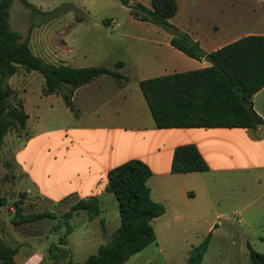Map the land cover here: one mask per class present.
Instances as JSON below:
<instances>
[{"label":"rangeland","instance_id":"374dc122","mask_svg":"<svg viewBox=\"0 0 264 264\" xmlns=\"http://www.w3.org/2000/svg\"><path fill=\"white\" fill-rule=\"evenodd\" d=\"M27 1L34 10L14 0L9 9V26L28 40L34 55L48 64L74 68L105 66L111 70H125L130 77H134L132 70H188L190 67L188 57L169 47L170 35L166 31L135 20L118 0ZM176 1L178 11L170 23L182 31L190 29L207 51L230 43L229 40L242 35L241 30L251 26L239 24L238 30H231L233 19L221 16L220 9L233 0ZM136 3L150 7V0H130V5ZM117 62L123 63L119 69L114 67ZM7 84L14 90L10 103L16 105L21 101L28 115L25 131L10 129L0 144V199H10V208L19 199L10 189L28 186V179L21 180L18 175L20 169L32 165L34 172L39 173L44 168L45 181H53L59 168L72 164L78 153L70 142L69 130L65 132L72 126L73 115L61 96L42 95L44 80L38 73L18 66ZM97 84H104V89H108L106 83L98 81L94 86ZM30 137L36 139L31 141ZM29 141L23 151V144ZM14 163L19 165L18 170ZM245 180L246 183H242ZM191 186L196 199L185 204L179 196L178 184L170 183L169 194L160 185L149 183L151 199L164 207V214L151 222L156 240L122 264H185L189 251L208 234L209 243L201 264H247L250 249L264 253V200L257 198L264 191V184H255L251 177L221 179L204 175L193 178ZM24 200L29 201L25 204V212L39 213L48 209L39 208L33 199ZM70 203L66 200L53 217H46L36 225L40 232L47 229L44 223L55 225L56 232L42 233L49 237L47 244H58L63 236L64 216ZM103 207V220L100 215L93 219L85 213L79 219L78 214L74 215L70 221L73 230L63 240L65 244L59 245L63 250L56 258L47 260L48 264L84 262L109 242L119 226V213L111 198ZM9 208L5 211L11 215ZM51 218L56 221L49 220ZM45 243L43 239L36 244Z\"/></svg>","mask_w":264,"mask_h":264},{"label":"trees","instance_id":"16d2710c","mask_svg":"<svg viewBox=\"0 0 264 264\" xmlns=\"http://www.w3.org/2000/svg\"><path fill=\"white\" fill-rule=\"evenodd\" d=\"M27 9L34 6L20 0ZM129 9L137 21L157 26L169 35V45L196 61H207L208 67L186 72L144 79L139 89L157 129L226 128L254 130L264 125L254 110L252 96L264 88V35L240 37L206 53L190 35L170 23L177 11L176 0H150V7L130 0H118ZM14 0H0V144L10 129L25 131L28 115L23 104L10 103L14 90L7 84L18 66L38 73L44 80L43 96L59 95L64 105L73 111V92L101 75L112 77L118 85L128 78L105 66L74 68L52 65L34 55L27 39L10 29L9 9ZM105 24L107 20H104ZM123 66L117 62L115 68ZM75 114V113H74ZM209 170L197 148L192 144L177 146L172 155L170 173L190 174ZM152 172L147 164L132 159L107 173L105 192L113 197L119 213V226L109 242L97 249L84 262L70 264H122L130 256L141 252L156 240L151 222L164 214V207L151 199L147 185ZM0 199V203H4ZM22 201L13 202L15 214L12 223H31L53 217L52 213L22 214ZM85 211L89 219L101 212L99 200L91 197L69 207L64 216L65 232L58 244L52 243L47 259L56 258L63 250L59 245L72 232L70 223L75 214ZM210 234L188 254L185 264H201L207 250ZM17 248L0 239V264H14ZM56 264V263H55ZM247 264H264V253L250 249Z\"/></svg>","mask_w":264,"mask_h":264},{"label":"crops","instance_id":"0c3cea01","mask_svg":"<svg viewBox=\"0 0 264 264\" xmlns=\"http://www.w3.org/2000/svg\"><path fill=\"white\" fill-rule=\"evenodd\" d=\"M229 3L220 10L222 17L233 19L231 30H238L239 24L251 25L250 28L241 30V36L229 42L247 35H264V0H233ZM242 4L247 7L245 9L240 7ZM183 31L197 41L203 51L210 52L202 47L200 40L190 29ZM230 36L232 37L231 34ZM188 64L190 66L188 70H132L134 77L126 75L125 70H115L128 78V82L118 85L112 77L101 75L77 88L72 95L73 111L69 110L73 115L72 126L65 130L70 132V142L75 145L77 158L65 168H59L60 171L55 173L54 180L48 182L45 181L44 168L38 173L34 172L32 165L28 168L22 166L18 175L21 176V180L28 179V186L24 189L17 187L10 189L11 193L18 195V200L22 201V214L38 213L25 212V204L29 201L24 199H33L39 208H48L46 212L54 214L66 200L71 202V206L78 201L96 197L101 208L99 215L103 220V204L110 198L113 199L105 192L107 173L132 159H138L150 168L152 175L147 181L148 187L152 182L165 188L170 194L168 189L170 183H176L179 196L185 204L196 199L191 181L204 175L221 179L232 176L246 179L251 177L255 184L259 186L264 184V125L254 130L155 127L138 82L210 65L207 61H196L191 58L188 59ZM98 81L106 83L108 89H104L106 87L104 84L94 86ZM252 104L255 112L264 119V88L252 96ZM27 127L26 123L25 129ZM35 139L33 137L31 141ZM29 144L30 141L26 145L23 144L21 149L25 151ZM185 144H192L197 148L208 164V171L190 174L170 173L174 149ZM14 166L15 170H18L19 165L14 163ZM246 181L242 183L245 184ZM9 185L11 186L10 183ZM13 198L12 196V200ZM257 198L264 200V191L260 192ZM9 201L10 199H7L3 204L0 203V239L7 245L17 248L14 264H48L47 251L52 242L47 244L49 237L43 236L42 233H51V230L56 232V228H53L55 225L50 226L51 222L44 223L47 229L40 232L36 225L45 218L19 225L12 223L15 211L13 212V204L9 208ZM8 208L12 212L11 215L5 211ZM84 213L86 214L85 211L80 212L77 219ZM52 219L56 221V218L49 220ZM25 238H31L35 242L29 243ZM43 239L46 241L45 245L36 244Z\"/></svg>","mask_w":264,"mask_h":264}]
</instances>
